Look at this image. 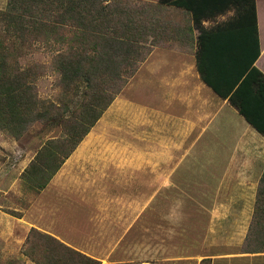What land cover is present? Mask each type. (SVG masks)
Instances as JSON below:
<instances>
[{
	"label": "crops",
	"instance_id": "obj_1",
	"mask_svg": "<svg viewBox=\"0 0 264 264\" xmlns=\"http://www.w3.org/2000/svg\"><path fill=\"white\" fill-rule=\"evenodd\" d=\"M171 1L140 4L146 58L41 190L34 227L101 264H264V135L198 68L200 28L238 25L237 8L223 1V11L207 12L204 0H186L210 16L198 25L192 10ZM256 3L255 66L264 74V9ZM240 52L237 45L232 55ZM187 219L197 242L212 237L208 254L187 256ZM249 234L261 243L246 245Z\"/></svg>",
	"mask_w": 264,
	"mask_h": 264
},
{
	"label": "trees",
	"instance_id": "obj_2",
	"mask_svg": "<svg viewBox=\"0 0 264 264\" xmlns=\"http://www.w3.org/2000/svg\"><path fill=\"white\" fill-rule=\"evenodd\" d=\"M223 1L237 8L238 18L234 21L239 23L224 29L200 28L201 78L264 135V74L255 66L261 54L257 3L256 0H204L203 10L209 12L212 7L222 10ZM99 2L11 0L10 9L0 13V20L6 25L5 34L16 37V41L22 39L24 47H30L31 36L59 35L69 24L79 29L71 40L59 38L64 51H58L51 64V69L59 75L62 99L82 100L70 116L69 104L59 105L39 97L37 82L45 75L42 66L23 68L16 55L21 53L20 48L15 47L10 54L11 49L0 39V131L22 138L37 122L64 130V137L49 140L24 172L38 190L47 186L146 58V53L134 58L137 52L134 44L105 35L99 21L108 18L100 12ZM171 5L192 10L198 25L202 17H210L186 0H172ZM237 45L241 52L232 55ZM132 67L135 68L131 74ZM60 153L64 157L56 163ZM30 234L31 242L34 236L39 237L37 242L33 241L37 247L33 243L29 251L31 260L37 264H100L50 235L36 229ZM255 243L260 244L261 240L249 234L246 245ZM202 264L210 261L205 259Z\"/></svg>",
	"mask_w": 264,
	"mask_h": 264
},
{
	"label": "rangeland",
	"instance_id": "obj_3",
	"mask_svg": "<svg viewBox=\"0 0 264 264\" xmlns=\"http://www.w3.org/2000/svg\"><path fill=\"white\" fill-rule=\"evenodd\" d=\"M99 1L100 12L108 18L99 21L101 28L105 29V35L134 44L132 45L134 46L133 49L137 51L134 58H139L140 55L142 57V53H146L145 45L141 44L145 38L143 37L144 30L137 28L136 25L140 19L145 18V9L140 5L145 0ZM261 2L263 3L262 0ZM10 7L11 0H0V13L8 11ZM261 7V10L264 9V3L261 4ZM5 27V23L0 20V39L5 41L8 49H11L10 54H13L12 50L15 47L20 48L21 53L16 55L22 67L38 65L42 66L45 70V75L37 82L39 97L42 100H51L59 105H64V103L69 104L71 112L68 115H72L73 111L79 108L82 100L79 98L72 100V97L69 98L70 100L62 99L63 90L59 75L51 69V64L58 51L59 53L64 51L63 46L58 42L59 38L71 40L74 38V32L79 29L69 24L63 30H60L61 34L59 35H50L45 38L31 36V39L28 41V44H31L30 47H24L22 39L16 41V37L5 34ZM138 48H141L140 53L138 52ZM134 68H131V74ZM128 83L129 78L126 80L125 86ZM63 132L62 127L52 129L40 122L35 123L29 128V131L22 138H15L6 131H0V264H37L31 260L29 251H31V247L33 248V241L37 242L39 237L34 236L32 242L29 237L31 236V230L36 229L34 227L35 223L42 222V216L40 217L41 211L35 213L33 208V204L39 197L41 190L34 187L29 179L24 176V172L44 145L51 139H62L64 137ZM81 144L77 147L81 146ZM63 157L64 153H60L56 163H59ZM184 191L187 196L192 197L195 195V190ZM192 206V204L186 205L189 213L192 212ZM188 211L186 212L188 213ZM48 217L46 215V225L49 222ZM207 218L206 220L203 219L200 224L203 226V234L205 233L204 229L206 225L208 228L209 221ZM193 224L194 222L191 219L186 220L187 256L190 252L208 254L210 247L215 242L210 240L212 237L209 235L203 236L202 241L200 240L199 242L193 239L194 233L189 229ZM36 230L41 232L38 229ZM41 233L46 234L44 232ZM189 241L191 242L190 244L188 243ZM217 243H225V240L218 238ZM35 244L34 247L36 246ZM241 250H244V245Z\"/></svg>",
	"mask_w": 264,
	"mask_h": 264
}]
</instances>
